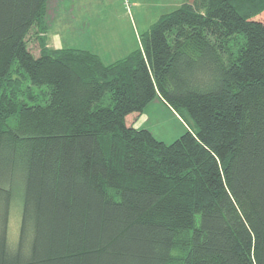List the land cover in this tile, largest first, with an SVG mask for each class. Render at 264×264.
Listing matches in <instances>:
<instances>
[{
	"label": "trees",
	"instance_id": "obj_1",
	"mask_svg": "<svg viewBox=\"0 0 264 264\" xmlns=\"http://www.w3.org/2000/svg\"><path fill=\"white\" fill-rule=\"evenodd\" d=\"M48 1L0 0V264H264V0L184 3L109 64L48 45ZM157 96L195 130L129 126Z\"/></svg>",
	"mask_w": 264,
	"mask_h": 264
},
{
	"label": "rangeland",
	"instance_id": "obj_2",
	"mask_svg": "<svg viewBox=\"0 0 264 264\" xmlns=\"http://www.w3.org/2000/svg\"><path fill=\"white\" fill-rule=\"evenodd\" d=\"M195 0H49L45 20L48 38L62 42V48L92 50L106 64L113 63L141 46L144 34L166 14ZM29 49L38 57L40 46L34 30L28 37ZM60 45V46H61ZM51 46V44H50ZM183 114V115H182ZM176 112L157 96L141 114L130 115V126L148 129L153 136L171 144L186 131L195 130L191 118ZM20 210L12 209L9 242L16 243Z\"/></svg>",
	"mask_w": 264,
	"mask_h": 264
},
{
	"label": "crops",
	"instance_id": "obj_3",
	"mask_svg": "<svg viewBox=\"0 0 264 264\" xmlns=\"http://www.w3.org/2000/svg\"><path fill=\"white\" fill-rule=\"evenodd\" d=\"M49 39H50V37L48 38V45L50 46V44H51L50 47L55 48V49L62 48V45H61L62 42L60 41V39H58L57 37H54L53 43H51V42L49 41ZM60 45H61V46H60Z\"/></svg>",
	"mask_w": 264,
	"mask_h": 264
}]
</instances>
